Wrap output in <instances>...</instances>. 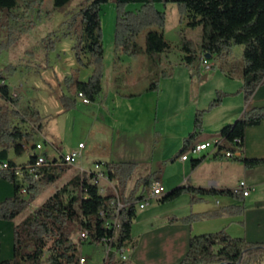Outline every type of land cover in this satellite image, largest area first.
Listing matches in <instances>:
<instances>
[{
	"label": "trees",
	"instance_id": "trees-1",
	"mask_svg": "<svg viewBox=\"0 0 264 264\" xmlns=\"http://www.w3.org/2000/svg\"><path fill=\"white\" fill-rule=\"evenodd\" d=\"M20 1L24 3L23 11H20ZM73 1L53 0L55 8L69 6ZM113 1L117 12L114 41L116 68L123 55L138 58L142 54L147 55L151 69L157 68L158 60L161 61L163 53L170 49V44L164 36L167 14L158 8V4L167 6L174 2L177 4L181 22L186 20L190 28L201 27V42L198 46L192 40L182 37V51L185 53L184 61L187 66L201 61L202 55H210V60H225L233 54L235 47L243 46L242 92L245 102L250 103L258 88L264 85V0ZM110 2L111 0L80 2L83 19L79 64L91 68L92 73L87 81L77 82V89L90 102H95L102 92L105 49L101 13L103 7ZM44 4L45 0H0V32L6 33V39L0 41V53L15 45L21 35L34 29L37 22L30 20V13L36 10V18L40 19ZM134 4L139 5V8L129 10ZM50 14L52 13H47ZM143 34L145 48L138 41ZM15 72L16 67L12 65L0 71V100L4 102L0 103V162L8 161L11 168L22 164L10 159V151L15 150L16 154H22L26 147L23 141L27 139V135L18 126L13 125L14 117L32 125L28 135L31 138L44 127L40 112L31 106L21 107L20 94L14 93L7 84V75ZM162 73L167 76L165 71ZM158 89L159 79H153L149 90ZM224 96L225 93L219 92L207 108L196 112L194 130L184 139L183 147L177 156L185 154L204 131L205 114L219 106ZM68 107H76L74 98L68 100ZM263 120L264 107H254L246 111L235 123L221 129L219 136L225 140L223 146L234 151L237 147L236 140L241 139L243 144L245 143L247 128L259 125ZM35 158L34 152L29 159L35 161ZM54 159L55 164L43 169L41 180L30 183L28 197L19 194L21 185L16 180L13 169L0 170V178L15 185V195L0 202L1 220H17L40 196L41 183L53 184L71 167L58 166V158ZM235 160L242 161L247 168L264 164V159H248L244 156ZM104 166L108 179L115 182V192L103 194L99 185L94 182L97 174L93 171L78 174L70 182L76 193L69 194L68 187L64 186L16 224L14 256L11 259H2L0 244V264H79L84 243L104 244L110 248L103 264H131L128 260H123L120 253L123 248L133 243L132 229L137 218V204L146 198L144 193H128V183L138 164L106 162ZM152 176L148 175L139 180L144 189L151 187ZM185 193L191 195L192 202L202 201L207 195L229 196L238 200L245 198L243 191L239 189L180 186L165 193L158 200L165 204ZM118 204L122 207L116 214L114 205ZM226 209L231 214H241L245 206L243 204ZM213 215L191 214L173 222L191 224ZM115 219L116 225L113 224ZM77 231L89 233L87 239H81L80 244L74 240ZM132 246L134 248L136 244L133 243ZM263 260L264 243H251L245 238L233 237L223 229L214 233L193 235L189 241L188 252L179 264H261Z\"/></svg>",
	"mask_w": 264,
	"mask_h": 264
},
{
	"label": "crops",
	"instance_id": "crops-1",
	"mask_svg": "<svg viewBox=\"0 0 264 264\" xmlns=\"http://www.w3.org/2000/svg\"><path fill=\"white\" fill-rule=\"evenodd\" d=\"M179 26L178 32L180 31L179 35H181V37L177 41V47L180 49V54H176L174 56L175 59H173V54L171 53L172 55H170L171 49L163 53L162 58L166 54L169 56L166 62H164L165 65L171 64L173 61L178 62L180 65H186L184 61L185 53L182 51L183 36L192 40L197 46L201 42V27L190 28L187 26V21L185 20L181 22L180 18ZM140 39H143L144 43L139 42V44L145 48V35H141L138 41ZM73 50L75 51L74 56L77 60L78 67L72 69L71 78L68 77L70 75L69 72L60 75L59 79L62 80V82L67 81L69 78V84L65 87V90L67 89L65 92L62 83H59L57 80L55 85L58 92H54L55 97H60L61 101L65 103L67 111H75L79 102L83 105H96L101 113H105L106 118H111L114 130H116V127H123L125 123L131 122L134 124H132L133 126L131 125L132 129L128 126L130 128L128 130H134L137 132L142 127L145 119L146 121L151 120L154 113V120L157 121L160 109L163 108V110H165L168 107L169 97L172 98L174 90L177 91L179 87V78H176L174 74L165 70L167 76H163L162 74V80H159V89L157 91L149 90L150 85H146L142 90L131 93L119 90L118 85L123 76L129 77L135 73L137 76L145 74L147 78L153 80L155 76L158 75L157 68L151 69L146 54H142L138 58H131L123 55L121 63L117 68L113 64L112 71L110 70L109 64L105 65L102 92L97 100L95 102L84 103L82 99L78 97L79 92L77 89V82L87 81L91 76L92 69L84 68L85 71H82L83 67L79 64L81 47L77 48L75 45L73 46ZM234 50L235 51H233V54L229 58L220 60L225 65L223 68L218 69V61L211 60L214 68L208 73L205 72L208 74V79L204 80L199 77L197 82H195L194 78L190 77V92L186 91V95L184 94L187 106L180 109L175 108L171 113L166 112V114H164V117H166V119H164V131L160 130L157 132L158 141L156 142V145L159 147L160 155L157 159L151 162V171L146 176L153 175V181H161L165 186L166 193L180 186L237 190L240 182L243 180L246 181L250 187V193L248 196H245L244 200H238L229 196L207 195L202 201L192 202V197L188 193L181 195L171 202L165 203V205L157 200L156 203H158V206L161 204L162 206H167L168 213L170 214L169 216L163 217L162 220L151 222L148 227L142 230H137V226L134 223L132 235L133 243L136 244V246L133 248V243H131L125 248V250H127L125 251V255L131 264H179L188 252L189 241L193 235L214 233L223 229L233 237L245 238L251 243H264V164L254 166L253 168H247L240 160L210 156L208 151L203 152L200 156H192L188 160L183 161L181 158L182 155H176L178 151L175 150V144H166V146H162L164 139L178 134L181 139V146H179V150H181L184 139L194 130L196 112L207 108L210 103L217 98L219 92L225 93V96L219 106L205 114L203 119L204 131L205 119L207 116L211 117L214 115L216 118L215 122L223 121V125L226 126L235 123L251 108L264 107V85L258 88L250 103L247 104L245 102L244 93L242 92L243 61L242 65L237 66L236 69L231 68L233 67V56L235 52H237L242 59L243 47L242 49L240 47H235ZM141 56L145 57L142 61L139 60ZM179 57H181L182 60H180ZM200 63L201 61H199L198 66L194 68L193 71H190L192 76L203 72L202 64ZM110 80L111 84L109 83ZM45 82L52 87L53 83H50V81L47 80H45ZM169 82L171 83L169 84ZM136 83L137 81H133L132 86H135ZM166 83L169 84L167 88H165ZM192 84L196 85V87L193 88ZM106 87L108 88V91L109 88H112V91L114 92V94L112 93V96H109ZM70 98L76 100V107L73 109L68 107V100ZM202 102L203 104H199ZM31 107L37 109L35 106ZM221 112L222 115H218ZM40 114L45 123V116L41 112ZM227 116H231V120L228 119V121L226 119ZM56 122H58V118ZM203 132L192 143L190 148L195 144L219 136V133H217L215 135H205L202 138L201 136ZM40 133H46L43 134L45 135L43 138L47 145L44 146L45 152L52 156H57V149L63 153L69 152H65V149L61 148L60 145L63 142L56 131H48L47 127L44 126ZM115 140L116 136L114 135V137H112V142L114 141L115 143ZM26 141L27 139L23 141L24 146H26L24 147V151L29 149V142L26 143ZM81 143L84 142H80L79 144ZM244 144L245 158L264 159V120L259 125L247 128ZM84 145L85 147L82 150L86 148L85 143ZM121 146L125 145L123 143L117 145V147ZM13 161L18 164H23L15 160ZM106 162L117 161H105L100 159L95 163L105 164ZM134 163L138 164V161H135ZM75 167L79 170L80 174L85 171H91L86 170L83 166H79L78 163ZM103 171L106 173L105 166ZM142 178L135 181L133 188L132 185L130 186L131 180L129 181V194L142 191L139 194L137 193V195H141L142 193L146 195V189L143 188L140 190L141 183L139 180ZM112 183L115 188V182L112 181ZM14 195L15 185L8 180L0 178V202L12 198ZM243 204L245 210L241 214H231L229 210H225V208L234 206L239 207ZM191 214L215 215L203 218L191 224L182 221L173 222L175 219H181L190 216ZM18 222L19 221L16 220L7 221L0 219L1 258L4 260L11 259L14 256V229ZM82 254L83 253H81V255ZM261 264H264V260Z\"/></svg>",
	"mask_w": 264,
	"mask_h": 264
},
{
	"label": "rangeland",
	"instance_id": "rangeland-1",
	"mask_svg": "<svg viewBox=\"0 0 264 264\" xmlns=\"http://www.w3.org/2000/svg\"><path fill=\"white\" fill-rule=\"evenodd\" d=\"M81 1L82 0H74L69 6L55 8L53 0H45L43 13L40 19L36 18V10L32 11L29 18L37 22L36 26L30 32L21 35L15 45L0 53V71L4 70V68L9 65L16 67V72L14 74L7 75V84H9L14 93L20 94L21 107L35 106L45 116L46 121L44 126L47 127L48 131L54 130L57 132L63 142L60 146L65 149V152L78 148L80 142L86 144V148L82 150V155L78 162L79 166H83L86 170H91L95 173H104V164L95 163L100 159L117 162L138 161V168L135 171L133 179L130 181V186L132 185L133 188L137 179L145 177L150 173L152 166L151 162L160 155L159 147L156 145V142L158 141L157 132L160 130L164 131V119H166L164 114H166V112L171 113L175 108L180 109L187 106L184 97L186 91L190 92V77L194 78L195 82H197L199 77L204 80L208 79V74L201 71V74L192 76L190 71H193L194 68L198 66L199 61H195L192 66L180 65L175 61L165 65L164 62H166L169 56L166 54L163 58L161 57V61H159L157 57L158 75L155 76L154 79H159L161 81L162 71L166 70L174 74L176 78H179L178 81L180 84L177 91L174 90L172 98L169 97L168 99V109L166 108L163 110V108H161L160 112L158 111L159 118L157 121L154 120L155 113L151 120L146 121L145 119L142 127L137 132L128 130L130 128L132 129L131 125L134 124L131 122L125 123L123 127H116V130H114L111 118H106L105 113H101L96 105H83L79 102L75 111H67L65 103L61 101L60 97H55L54 92H58L55 83H57L58 80L59 83H62L65 90V87L69 84L72 69L78 67L73 46L76 45L77 48H80L82 45ZM19 6L20 11H23L24 3L22 1H20ZM136 8H139V5H131L128 9L136 10ZM158 8L165 11L167 14V25L164 34L165 39L170 44V55L173 54V59H175L174 56L178 53L180 54L177 41L181 37V35H179L180 31L178 32L180 27V15L177 4L174 2L169 3L167 6L158 4ZM48 12L52 14L47 15ZM116 17V4L111 0L110 3L103 7L101 13L105 65L109 64L111 71L115 60L114 41ZM4 39H6V33L2 31L0 32V41ZM139 42L144 43L143 39H140ZM238 47L242 49L243 46ZM143 59H145L143 56L139 58L140 61ZM179 59L182 60L181 57H179ZM217 61L218 69L225 66L222 61ZM232 65L233 67L231 68L233 69L242 65L241 56H239L237 52H235L233 56ZM84 68L86 67H83L82 71H85ZM65 72H69L70 75L67 81L62 82L59 77L61 74H65ZM45 80L53 83L52 87H50ZM133 81H137L135 86H132ZM152 82L153 80L147 78L145 74L137 76L135 73L129 77L123 76L120 83L118 82V89L123 92L131 93L142 90L146 85H150ZM109 83L111 84V80ZM170 83L171 82H169V84ZM169 84L166 83L165 88H167ZM192 87L194 88L196 85L192 84ZM107 89L106 87L109 96H112V93L114 94L112 88H109V91ZM66 91L67 89L65 92ZM0 103L4 102L0 100ZM199 104H203V102ZM218 115H222V112ZM57 118L58 122H56ZM230 118L231 116L226 117L227 120H231ZM215 120L216 118L214 115L206 117L205 131L201 136L202 138L205 135H215L222 129L224 126L222 123L223 121L215 122ZM13 125L18 126L20 130L27 135L29 149H26L20 155L16 154L15 150H11L9 157L11 160L25 163L29 160L31 154L34 152L37 154L39 152L32 151L33 144L41 142L44 146L46 145V141L43 138V136H45L43 134L46 133L41 134L39 132L31 138L28 135L31 133L32 125L30 123H23L16 117L13 119ZM128 126H130V128ZM114 135L116 136L115 143L114 141L112 142V137H114ZM122 143L125 146L117 147V145ZM166 144H175V150L179 152L181 139L178 134H175L163 140L162 146H166ZM78 174H80L79 170L75 166H71L63 173L62 178L53 184L48 185L41 183L40 196L36 201L32 202L30 207L23 212L16 221L22 220L27 214L39 207L47 198L64 186L68 187L69 194L76 193L74 186L70 184V182ZM104 175V178L99 179L100 191L103 194L115 192L112 181L108 179L106 173ZM143 188L144 186L140 184V190ZM140 192L142 191H137L138 194ZM145 193L146 198H148L150 196V189H146ZM159 198L160 197L152 198V202L150 201L151 203L145 208L140 207L141 202L137 204L138 215L135 220L137 230H142L148 227L151 222L162 220L163 217L169 216L170 213H168L167 206H162V204L158 206V203H156ZM74 240L80 244V241H82L81 231L75 233ZM95 246L90 243H84L81 253L89 259V264H103L109 247L104 244Z\"/></svg>",
	"mask_w": 264,
	"mask_h": 264
},
{
	"label": "built area",
	"instance_id": "built-area-1",
	"mask_svg": "<svg viewBox=\"0 0 264 264\" xmlns=\"http://www.w3.org/2000/svg\"><path fill=\"white\" fill-rule=\"evenodd\" d=\"M201 64H202L203 72H210L213 68V64L211 63V60L208 59L205 55L201 56ZM78 97L81 98L84 103H90L89 99L85 97V95L82 92L78 93ZM224 142L225 140L223 137L217 136V138H214L212 140L195 144L188 151H186L181 158L183 161H186L192 156H200L205 151H208L210 156L223 157L231 160L239 159L244 156L245 148L243 141L241 139L236 140L237 147L234 151L225 148L223 146ZM84 147H85L84 143H81L79 144L78 148L73 149L67 153H63L57 149V156H52L49 153L45 152L43 143H36L32 146V151L42 152V160L33 161L29 159L27 162L23 163L22 165L12 168L8 161H2L0 162V170L13 169L15 171L16 180L21 185L19 194L23 197H28L30 183L41 180L43 176V169L51 167V165L48 164V157H58V166L60 165L76 166L78 160L81 157L82 149ZM96 174L97 177L94 180V182L99 185V179L104 178L105 173L97 172ZM238 189L240 191H243L244 196H248L250 193V187L244 180L240 182ZM165 193H166V189L165 186L162 184V182L159 180L153 181L150 187V196L148 198H145L143 202L140 203V207L145 208L147 205H149L152 198L161 197ZM114 206H115L114 212L118 214L122 205L118 204L117 206L116 205ZM113 224L114 225L117 224V219L113 220ZM88 235L89 233L87 231H82L81 239H87ZM125 248L122 249L120 253V257L123 260H128L127 256L125 255ZM79 264H89V259L86 256L81 255Z\"/></svg>",
	"mask_w": 264,
	"mask_h": 264
},
{
	"label": "bare ground",
	"instance_id": "bare-ground-1",
	"mask_svg": "<svg viewBox=\"0 0 264 264\" xmlns=\"http://www.w3.org/2000/svg\"><path fill=\"white\" fill-rule=\"evenodd\" d=\"M215 138H217V137H215ZM40 160H42V152H38L37 154H36V158H35V161H40ZM55 159L54 158H51V157H48V164L49 165H52V164H55Z\"/></svg>",
	"mask_w": 264,
	"mask_h": 264
},
{
	"label": "water",
	"instance_id": "water-1",
	"mask_svg": "<svg viewBox=\"0 0 264 264\" xmlns=\"http://www.w3.org/2000/svg\"><path fill=\"white\" fill-rule=\"evenodd\" d=\"M205 56H206L208 59H210V57H211L210 55H205Z\"/></svg>",
	"mask_w": 264,
	"mask_h": 264
}]
</instances>
